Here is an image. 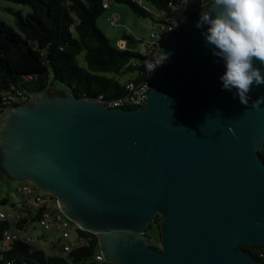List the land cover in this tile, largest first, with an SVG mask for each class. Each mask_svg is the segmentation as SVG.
Masks as SVG:
<instances>
[{
  "label": "water",
  "instance_id": "obj_1",
  "mask_svg": "<svg viewBox=\"0 0 264 264\" xmlns=\"http://www.w3.org/2000/svg\"><path fill=\"white\" fill-rule=\"evenodd\" d=\"M200 15L165 36L168 63L144 106L49 92L0 123L10 180L56 196L108 263L260 264L239 247L264 246V104L251 107L264 85L248 105L223 90L224 61L206 45L207 25L196 27ZM158 216L161 250L147 242Z\"/></svg>",
  "mask_w": 264,
  "mask_h": 264
},
{
  "label": "trees",
  "instance_id": "obj_2",
  "mask_svg": "<svg viewBox=\"0 0 264 264\" xmlns=\"http://www.w3.org/2000/svg\"><path fill=\"white\" fill-rule=\"evenodd\" d=\"M0 1L29 6L32 9V13L26 17L17 14V25L21 33L0 20V99L18 93L30 99L49 92L60 96L70 92L76 98L98 99L102 96L105 101H110L122 98L128 92L126 86L129 83H138L144 79L143 70L138 65L144 56L128 48L122 50L114 47L98 27V19L107 10L103 8V0ZM110 2L124 4L135 15L143 18L153 17L148 11V4L159 15H163L161 22L164 19L183 21L192 16L194 11H200L203 5L202 0ZM206 8L208 10L209 6ZM158 14L155 15L156 22ZM125 38L129 39V36L126 35ZM82 54L86 62L85 68L78 61ZM127 73H133L134 77L121 83L118 77ZM5 112L1 111L3 114ZM259 155L264 162V149ZM1 165L0 155V176L11 179ZM29 184L35 186L31 182ZM49 199L57 208L56 196L52 195ZM8 202L7 198H0V206H5ZM19 211L21 217L18 219L5 218L0 221V264H99L95 262V255L100 249L97 235L79 230L81 236L89 239L87 245L76 247L64 255L56 251L60 243L51 244L53 249L50 246L47 250L52 253H48L44 247L36 245L34 239L22 238L17 233V230H23L29 224L38 222L39 211L26 207L19 209L17 205L15 212ZM160 224L161 217L158 216L151 227L155 225L160 231ZM10 230L18 236L13 243L5 237V233ZM239 248L249 251L260 264H264L259 255L264 252V246L242 245Z\"/></svg>",
  "mask_w": 264,
  "mask_h": 264
},
{
  "label": "clouds",
  "instance_id": "obj_3",
  "mask_svg": "<svg viewBox=\"0 0 264 264\" xmlns=\"http://www.w3.org/2000/svg\"><path fill=\"white\" fill-rule=\"evenodd\" d=\"M211 1V8L201 12L196 27L207 25V31L202 32L206 45L212 46L213 56L224 61L223 90L235 89L241 103L248 105L253 85H264V70L256 66L257 62L264 65V0ZM261 104L264 97L251 107L259 110Z\"/></svg>",
  "mask_w": 264,
  "mask_h": 264
},
{
  "label": "built area",
  "instance_id": "obj_4",
  "mask_svg": "<svg viewBox=\"0 0 264 264\" xmlns=\"http://www.w3.org/2000/svg\"><path fill=\"white\" fill-rule=\"evenodd\" d=\"M209 3V1L202 0L203 4L201 7ZM110 0H103V8L108 9ZM163 15L157 17V26L151 33V40L148 42L146 47V54L144 55L143 61L138 64L144 74V79L138 83H129L126 86L127 93L120 99L105 101L103 97H99L97 100L103 103L106 108H123V109H136L145 105L147 97L153 86L149 85V80L152 78L156 72L168 63V59L164 60V55L161 53V44L166 35L177 34L181 32L182 21L175 19H164L161 22ZM159 18V21H158ZM120 20L119 15L113 14L110 18V23L112 26H117ZM120 49L125 50V45L119 46ZM136 65V64H135ZM35 97L28 99L27 96L21 93L12 94L10 96H5L0 99V110H12L17 105H23L31 102ZM18 192L24 195L23 203L18 205V208L23 209H36L39 211L38 222L44 229H50V227L55 226L61 233L62 241L60 243V253L67 255L73 251L76 247H83L88 244V238L84 235H80L79 230H83L80 226L69 220L57 201L58 207L53 206L52 200L49 199L50 194L43 193L36 186L23 184L18 188ZM23 216V215H22ZM20 216V211L12 215L7 216L4 212L0 211V221L5 218L18 219ZM72 233L77 234V242L72 243L69 241ZM7 241L13 243L18 236L15 235L13 230L5 233ZM31 241L32 240H28ZM5 247H3L4 249ZM53 249V246L50 247ZM260 258L264 260V252H260ZM1 259V257H0ZM95 262L99 264H105L106 260L103 259L102 253L99 250L95 255Z\"/></svg>",
  "mask_w": 264,
  "mask_h": 264
},
{
  "label": "rangeland",
  "instance_id": "obj_5",
  "mask_svg": "<svg viewBox=\"0 0 264 264\" xmlns=\"http://www.w3.org/2000/svg\"><path fill=\"white\" fill-rule=\"evenodd\" d=\"M147 6L148 11L153 14V17H139L131 12L128 6L110 2V8L98 19L97 25L114 47L118 48L122 43L126 45L128 50L140 53L144 56L146 54L145 45L151 40V33L158 24L155 21V15H157L158 12L150 5L147 4ZM18 13L26 17L32 13V9L29 6L0 1V20L6 22L17 32L21 33L17 25ZM114 13L120 17L117 26H112L109 20ZM126 35L129 36V39L125 38ZM78 61L81 67H86L84 54L78 57ZM133 77V73H127L126 75L119 76L118 79L121 83H125ZM7 112L8 111L3 114L0 111V123L3 121ZM29 183L28 181H13L5 176H0V198H7L9 201L5 206H0V210L7 215L14 214L17 205L24 201V195L18 192V188L23 184L30 185ZM17 233L22 238L28 237L34 239L35 244L44 247L48 253H52L50 250H47L51 244L57 245L60 240L62 241L60 238L61 233L55 226L50 227V229H44L39 222L31 223L25 229L17 230ZM147 239L150 246L159 248V250L163 249L161 230L159 231L155 225L148 230ZM69 241L76 243L77 234L72 233ZM56 249V251H60L59 245H57Z\"/></svg>",
  "mask_w": 264,
  "mask_h": 264
},
{
  "label": "flooded vegetation",
  "instance_id": "obj_6",
  "mask_svg": "<svg viewBox=\"0 0 264 264\" xmlns=\"http://www.w3.org/2000/svg\"><path fill=\"white\" fill-rule=\"evenodd\" d=\"M209 5H210V2H209V3H207L206 5H204L203 7H201V10H200V11H198V12H197V14H198V13H201V12H202V10H203V11H205V10L207 9L206 7H208ZM0 155H1V154H0Z\"/></svg>",
  "mask_w": 264,
  "mask_h": 264
},
{
  "label": "crops",
  "instance_id": "obj_7",
  "mask_svg": "<svg viewBox=\"0 0 264 264\" xmlns=\"http://www.w3.org/2000/svg\"><path fill=\"white\" fill-rule=\"evenodd\" d=\"M109 20H110V19H109ZM121 45H125V44H122V43H121L120 46H121ZM125 47H126V45H125ZM126 48H127V47H126Z\"/></svg>",
  "mask_w": 264,
  "mask_h": 264
}]
</instances>
